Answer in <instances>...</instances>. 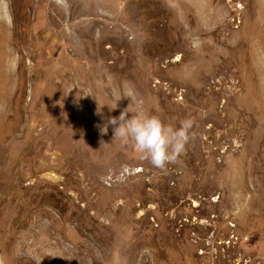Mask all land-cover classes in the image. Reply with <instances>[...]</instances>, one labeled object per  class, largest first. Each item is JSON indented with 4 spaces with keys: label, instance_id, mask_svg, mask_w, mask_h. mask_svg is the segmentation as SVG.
Masks as SVG:
<instances>
[{
    "label": "rangeland",
    "instance_id": "374dc122",
    "mask_svg": "<svg viewBox=\"0 0 264 264\" xmlns=\"http://www.w3.org/2000/svg\"><path fill=\"white\" fill-rule=\"evenodd\" d=\"M263 24L264 0H0L7 264H264ZM137 104L195 118L176 162L101 131Z\"/></svg>",
    "mask_w": 264,
    "mask_h": 264
},
{
    "label": "clouds",
    "instance_id": "9594fccd",
    "mask_svg": "<svg viewBox=\"0 0 264 264\" xmlns=\"http://www.w3.org/2000/svg\"><path fill=\"white\" fill-rule=\"evenodd\" d=\"M59 2L63 3V0ZM128 113H132L130 118ZM108 125L113 127L114 138L122 144H131L140 159L148 160L157 168L176 162L196 135L194 117L181 119L178 126H174L166 123L160 115L144 110L139 104L131 111L124 109L118 117H109L101 129L103 133H107ZM0 264H7L5 253H0Z\"/></svg>",
    "mask_w": 264,
    "mask_h": 264
},
{
    "label": "bare ground",
    "instance_id": "6f19581e",
    "mask_svg": "<svg viewBox=\"0 0 264 264\" xmlns=\"http://www.w3.org/2000/svg\"><path fill=\"white\" fill-rule=\"evenodd\" d=\"M263 30H264V24H263ZM263 36H264V33H263ZM264 38V37H263Z\"/></svg>",
    "mask_w": 264,
    "mask_h": 264
}]
</instances>
